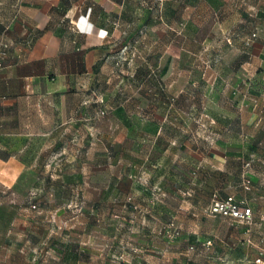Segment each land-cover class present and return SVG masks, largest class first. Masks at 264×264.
Wrapping results in <instances>:
<instances>
[{"label":"rangeland","instance_id":"obj_1","mask_svg":"<svg viewBox=\"0 0 264 264\" xmlns=\"http://www.w3.org/2000/svg\"><path fill=\"white\" fill-rule=\"evenodd\" d=\"M117 1L98 21L118 40L65 54L0 132V264H264L260 0ZM215 195L255 217L214 215Z\"/></svg>","mask_w":264,"mask_h":264},{"label":"crops","instance_id":"obj_2","mask_svg":"<svg viewBox=\"0 0 264 264\" xmlns=\"http://www.w3.org/2000/svg\"><path fill=\"white\" fill-rule=\"evenodd\" d=\"M94 1L99 2L95 4ZM117 3V0H0V48L9 46V56L3 59L4 67L0 69V132L13 131L18 125L23 127L24 104L31 82L43 85L48 91L55 89L50 76L62 72L61 59L65 54L76 56L98 50L94 49L98 45L91 43L93 35L110 32L118 40L122 28L116 21L101 23L91 16L93 12H108ZM259 7L263 17L261 29L247 42L249 51L243 60L247 67L256 66L254 72L264 83V0H260ZM48 24L44 32L39 30ZM233 72L238 83L239 71ZM247 105L244 101L239 107ZM19 118L21 122H18ZM58 118L61 123H67L69 119V101L65 93L59 94ZM23 131H15V134L23 136ZM210 153L217 159L225 155L220 150ZM3 155L13 156L10 152H3Z\"/></svg>","mask_w":264,"mask_h":264},{"label":"built area","instance_id":"obj_3","mask_svg":"<svg viewBox=\"0 0 264 264\" xmlns=\"http://www.w3.org/2000/svg\"><path fill=\"white\" fill-rule=\"evenodd\" d=\"M264 34V32H263ZM257 33L253 34L256 37ZM8 45L0 48V68L3 66V59L7 56ZM214 215L228 217L233 221L250 222L253 219V211L244 202H239L234 196H229L225 200L217 199L212 204Z\"/></svg>","mask_w":264,"mask_h":264},{"label":"trees","instance_id":"obj_4","mask_svg":"<svg viewBox=\"0 0 264 264\" xmlns=\"http://www.w3.org/2000/svg\"><path fill=\"white\" fill-rule=\"evenodd\" d=\"M91 16L92 17H94V18H98L100 15H99V13H97V12H93L92 14H91ZM50 23H51V21H50ZM49 23V24H50ZM49 24L47 25V27L45 28V29H39L40 31H42V32H44L47 28H48V26H49ZM108 30V29H107ZM109 31V30H108ZM113 35L112 34H110V32L106 35V39H105V42L102 44V45H100V46H96L94 49H102V48H105L107 45H109V44H111V42H113ZM9 56V52H8V50H7V56L5 57V58H7ZM4 158H7V157H4ZM232 196V195H231ZM229 196H227L226 198H217V196L216 197H214V199H213V202H212V204L214 203V201L215 200H217V199H220V200H225V199H227ZM236 199V198H235ZM237 200V199H236ZM238 201V200H237ZM220 216V215H219Z\"/></svg>","mask_w":264,"mask_h":264}]
</instances>
